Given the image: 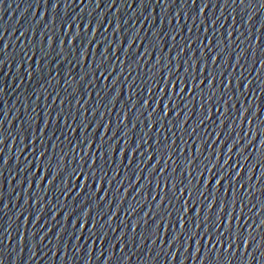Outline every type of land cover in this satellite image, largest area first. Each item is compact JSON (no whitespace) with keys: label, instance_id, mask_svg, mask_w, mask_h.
Wrapping results in <instances>:
<instances>
[{"label":"water","instance_id":"95a60500","mask_svg":"<svg viewBox=\"0 0 264 264\" xmlns=\"http://www.w3.org/2000/svg\"><path fill=\"white\" fill-rule=\"evenodd\" d=\"M108 2L110 3L111 0ZM51 3L52 0H49V5H46L43 0H0V46L4 43L9 45L6 53L9 60L0 68V88L3 89V93L0 94V136L4 140L3 144H0V196H2L0 240L4 241L0 244V260L3 264H215L214 260L208 259L206 253L203 255V246L194 260L195 248L189 246L188 251L185 252L183 236L173 243L171 235L174 233L170 226L167 230L161 229V233L154 237L155 243L148 238V233L142 227L146 219L151 227V213L148 217H144L145 212L150 208L156 212L160 210L154 207L156 201L152 199L153 196H156L157 200L160 199V196H157L160 189L155 187L157 178L152 174V166H159L155 165L156 160H160L162 154L166 156L172 149L157 143L154 148L160 149V152H155L153 159L148 161L149 153H153L155 149L149 147L148 152H145L142 147L137 153H130L133 163L128 168H126L129 164L128 154L126 153L123 157V153H119L121 148L127 150L129 144L134 147L135 143L143 144V139H148V144L152 145L157 139L156 128L150 131L146 120L147 112L155 106L154 100L147 111H143L139 103L135 107L132 106L134 101L140 99V96L151 99L148 93L149 85L154 98L155 95L163 97V93H156L157 86L153 83L154 80H160L161 76V65L155 62L157 57L164 60L176 57L172 61L173 64H179L184 59L190 65H195L199 60L202 68L215 73V89L204 88L201 84L200 87L204 88L203 93L189 80V88L196 93L195 100L192 99L191 93L187 95L181 93L188 107L181 111L179 116L170 113L169 110L173 103L179 106L181 101L175 95H172L171 101L163 97V103L168 105L164 111L169 112V117L161 121L164 127L160 128L159 138L163 143V136L167 134L168 143L171 139L176 141L175 148L183 153V155L177 154L178 162L183 161L184 156H195L204 164L215 163L217 156L220 158V164L224 160H229L227 167L238 168L242 178H245L244 181L241 180L245 184L243 189L237 184L238 192H248L247 176L252 175L250 196L244 197L245 201L250 203L244 208L243 213H240L239 197H237V211L234 215L243 216L240 220L242 224L244 219H247L248 224L244 227L253 233V244L246 252L242 249L234 250L232 259L226 260L225 264H264V257L260 254L264 248L253 252L254 245L264 237V224L258 227L264 219V207L261 204L264 202V143H261L264 140V93H260V88L264 87V65L259 64L262 55L259 49L260 45L264 47V36L261 37L260 43H256V48L253 50L252 41L247 39L250 35L253 40L255 39L256 29L264 21V9L260 8L259 0H251L252 6L244 8L240 6L239 0H236L235 4L232 0H228L227 6L224 5L223 0H212L204 11V18L216 19L215 28L218 31L215 35H213V25L209 24L205 32L201 17H193V12L187 6H183L184 9L180 8L182 0H176L175 5L156 4L155 0L151 3L147 0H144V3H141V0H116V5L111 9L107 8V3H101L100 8H96L95 3L88 4V0H83V3L81 0H75L70 7L66 8L63 7L64 0H61V8L57 9L52 8ZM245 3L247 5L248 0H245ZM199 7L200 0H197V9ZM178 12L180 24L176 25L175 18ZM185 12L188 13L186 23ZM249 17H251L250 21ZM70 18L75 21V24L68 29L67 35H64L65 29L60 25ZM101 21L104 23L100 27ZM169 21H172V24ZM245 21L248 23L246 24ZM76 25H80V28ZM84 29L88 30V35L93 34L95 40L91 45L80 44L72 39L75 32H83ZM177 30L180 34L176 35V40H172L171 36L176 34ZM230 30L233 33L231 41L220 44V48H223L225 43H232L230 62L227 63L228 57L225 56L224 61L222 57L217 60L216 66L210 62L205 65L202 53L206 54V49L200 41L203 40L204 44H208L209 41L204 37L209 36L215 43L222 33L226 37ZM53 34H56L57 39L48 57L51 63L44 68V72L51 68V76L55 78L51 84L47 83V78H41L37 82L36 76L28 80L29 71L35 70V61L40 59L41 36L43 35L46 44L48 36ZM135 36L137 38L133 41ZM238 36L239 39H237ZM59 38L65 40L64 55L67 56V60L58 55ZM68 39L71 40L69 48L75 47V57L69 54ZM185 40H188L191 48H184L181 56H177V51L179 47L184 46ZM22 47L28 49V55L31 57L28 63L20 62ZM106 47H109L107 56L115 71L107 81H99V79L94 81V85L89 87L91 95H88L84 93V85L79 84L80 76L84 72L92 71V68L86 66L87 63L92 62L93 66L100 63L103 59L101 53L105 52ZM81 48L88 56L83 66L76 63ZM146 48L148 54L144 55ZM113 50L117 52L116 56L112 55ZM32 51L37 53L36 56H32ZM241 51H244V56L240 64H235V56ZM251 51H254L255 55H251ZM117 57L124 63L121 64ZM253 60L256 62L253 63ZM128 65H131V68ZM43 66L41 62V67ZM121 69H123L122 74ZM220 73H224V76L221 77ZM179 74L188 75L183 68L180 69ZM73 76L76 77V81H73L72 88L65 81L72 80ZM116 76L117 84L112 90H108L105 86L110 84ZM166 79L170 80L172 76L169 74ZM199 79L202 78H198L197 83ZM221 79L225 82L232 80V84L227 89H223L219 83ZM133 81L135 84L131 88L129 85ZM145 81L147 84L144 83ZM245 84L248 85L249 91L244 89ZM160 86L164 87V84L161 83ZM78 87L83 98L78 92L76 98L69 95ZM180 87L183 88L184 85L181 84ZM239 88L240 90L237 91ZM101 89L104 90L101 91ZM141 89L144 93H140ZM166 90L174 93L177 89L174 85H168ZM97 91H100V97H97ZM211 91H215L216 97L201 108V97L206 99ZM57 92L60 93L59 97L56 95ZM222 92L225 93L223 99L227 101V105L221 101L220 112L217 113L212 105L221 97ZM253 92L257 95L253 96ZM61 99L64 100L63 104ZM77 99L80 100V104H76ZM249 104L258 113L257 115H252L251 111H244ZM82 105L87 109L83 117L76 113ZM60 107H63L65 112L73 111L77 116V123L83 120L81 129H85L87 124L88 128L83 131L77 129L76 132L65 131L62 134V121L58 122L55 119ZM155 107L157 114L162 115L160 105L157 104ZM94 108L96 112L93 116L91 113ZM207 109H211L207 113L210 118L200 124ZM241 111H244V119H239ZM124 113H127L128 117L126 124L121 125V131H127V136H121L118 133L112 137L115 125ZM109 122L111 125L107 132L103 125ZM175 122H181V126H175ZM73 127L75 128L76 125L74 124ZM169 127L176 133L175 136L172 137V132H168ZM192 128H195L196 132L190 138L189 132ZM79 136L81 138L88 136L90 142L94 139L92 146H86L84 149L90 155L95 153L96 146L103 142V148L110 157L109 163L112 164V160H115L111 167L105 166L108 171L106 180H110L111 183L97 181L95 187L91 178L83 180L71 178L69 188L72 190L65 192L60 177H57L53 185L48 183V180L56 174L58 168L63 169L64 162H71L73 156L78 159L83 155L81 149L84 146L81 145L80 149ZM225 137H227L226 141ZM69 140L72 143H69ZM116 141L119 143L116 144ZM233 144H236V148L228 153L227 148ZM73 145H77L76 152L70 151ZM109 145L116 147L115 156L108 151ZM245 145L247 147L238 153L239 148ZM41 151L44 152V156H39ZM4 159L8 160L6 166H3ZM145 161L147 163H144ZM44 163L50 165L48 175ZM137 164L139 167L136 166ZM71 166L75 167L74 161ZM162 166L161 161L160 167ZM175 167L176 165L169 161L165 174H172L178 179L179 169L176 173H172ZM141 168H143L142 171ZM70 170L69 168L68 172ZM183 171L187 176L189 171L187 165L184 166ZM100 175L101 173L97 172V176ZM195 175L193 173V183H195ZM138 176L141 178L137 179ZM163 178V176L159 177L161 185H163ZM69 179L66 172L65 183ZM201 179L203 181L201 190L205 192L202 199L205 200L206 207L211 199L207 193L208 188L215 189L219 185L212 181L211 175L206 170L204 178ZM121 180L122 185H120ZM132 181L135 186L131 188L129 184ZM187 183L188 181L185 180V184ZM80 184H82L81 187H79ZM100 188H102L101 191H99ZM164 192H168V189L165 188ZM160 195L162 196L163 192H160ZM171 195V192H168L165 203ZM185 196L187 198V193ZM228 196H232L231 190ZM98 197L103 198L99 203ZM121 197H123L122 200ZM217 199H220L219 194ZM173 203L175 207H180L176 201ZM5 204L7 208H4ZM129 205H131L132 214L128 211ZM189 207H195L197 214L185 213L186 219L191 216L193 221L204 220L205 214L200 211L198 195L194 202H189ZM73 209L76 211L67 220L65 216ZM228 209L232 210L231 204ZM216 210L214 207L213 215ZM84 211L86 213L91 211L89 220L95 219L92 223L96 222V228L91 229L90 223H85L83 231H80L79 225L73 228V223ZM113 212L117 215L112 218L111 223H108V218ZM220 214L223 215V212ZM38 215L39 221L36 220ZM175 216L176 213L173 211L172 219ZM25 220H27L26 226ZM81 220L86 221L87 216L82 215ZM232 223L236 224L235 221ZM132 226L136 227L134 234L131 231ZM197 230L193 227V231ZM33 232H35L34 237L31 235ZM142 234L143 244H141ZM103 235H105L103 240L98 238ZM122 235L123 239H118ZM21 236L24 237L23 243L20 242ZM250 254L251 261L248 260ZM173 255L176 257L175 260L171 259Z\"/></svg>","mask_w":264,"mask_h":264},{"label":"snow or ice","instance_id":"6c2138e0","mask_svg":"<svg viewBox=\"0 0 264 264\" xmlns=\"http://www.w3.org/2000/svg\"><path fill=\"white\" fill-rule=\"evenodd\" d=\"M43 2L46 5H49V0H43ZM74 2L75 0H64L63 7L64 8L70 7L71 4ZM147 2L151 3L152 0H147ZM81 3H83V0H81ZM93 3H95L96 8H100L101 3H107V8L111 9L112 7L116 5V0H111L110 3L108 2V0H88V4H93ZM141 3H144V0H141ZM155 3L156 4L163 3V5L165 4L175 5L176 0H171L170 3H169V0H155ZM210 3H212V0H200V7L199 9H197V0H190V2L189 0H182V3L180 4V8L184 9L183 6H187L193 12V17H197V16L201 17L202 18L201 23L205 25V29H204L205 32H207V27L209 24L213 25V30H214L213 35H215V32L218 31L215 28L216 19L212 20L209 17L206 20L204 18V11L205 9L209 7ZM223 3L224 5L227 6L228 0H223ZM232 3L235 4L236 0H232ZM239 3L242 8L252 6L251 0H248L247 5L245 3V0H239ZM259 5L261 9H264V0H259ZM51 7L54 9L61 8V0H52ZM187 15L188 13L185 12L184 13L185 23L187 20ZM179 16H180V13L178 12L177 17L175 18L176 25L180 24L179 19H178ZM248 20L250 21L251 17H249ZM233 22H235V18H233ZM103 23H104L103 21L100 22V27ZM161 23H163V20H161ZM169 23L172 24V21H169ZM245 23L247 24L248 21H245ZM73 24H75V21L72 18H70L68 21H64L63 23H61L60 26L65 29L64 35H67L68 29H71ZM76 27L80 28V25H76ZM262 29H264V21H262L260 26L256 29V35H255L254 40L252 39L251 35L247 37L248 40L252 41V44H251L252 50L256 48V43L257 42L260 43L261 37L264 36V31H262ZM249 32H251L250 28H249ZM177 34H180L179 30L176 31V34L171 36V39L176 40ZM21 35H24V33H21ZM240 35H243V33H240ZM232 36H233V33L231 30L228 31L226 37L222 33L221 36L215 41V43L209 36H205L204 38L209 41L208 44H204L203 40L200 41V44L204 47V49H206V54L202 53V55L204 56L203 63L207 65L210 62L212 65L216 66L217 60L222 57L224 61L225 56L228 57L227 63H229L230 60L232 59V55H231L232 43H225L223 48H220V44L223 43L224 41H231ZM136 38L137 36L133 37V41H135ZM181 38L183 39V37ZM56 39H57L56 34L50 35L48 36L46 44H45L44 37L43 35L41 36L40 44H39L40 59L35 61L36 63L35 70L29 71L28 76H27L28 80H32V78L36 76L37 82H39V79L41 78L42 79L47 78V83L48 84L52 83V80L55 77L51 76V71H52L51 68H48L47 72H44V68L47 67L51 63V61L48 60V57L51 55V49ZM72 39H75L80 44L87 43L88 45H91L93 40H95L93 38V34L91 33V35H88V30H85V29L83 30V32L81 31L75 32V34L72 35ZM237 39H239V36L237 37ZM70 44H71V40L68 39L67 40L68 48ZM8 47H9L8 43H4L2 46H0V68H2L9 60V57L6 54ZM109 47H106L105 52L101 53V56L103 57V59L100 61V63L95 64V66H93L92 62L87 63L86 66L88 68H92V71L90 73L84 72V74L80 76L79 84L84 85V93H87L88 95H91V92L89 91V87L94 85V81H97L98 79L99 81L100 80L107 81L108 77H111L113 75V72L115 71L114 66L111 63H109L110 58L107 56ZM64 48H65V40L59 38L60 51L58 55H60L61 57L63 56L64 59L67 60L68 59L67 56L64 55ZM184 48H189V49L191 48V44L188 42V40H185L183 47H179V50L177 51L176 55L181 56V53H183ZM259 50L262 53L259 59V64L264 65V47H261L260 45ZM116 53L117 52L113 50L112 55L116 56ZM213 53H215V55H213ZM36 54L37 53L35 51H32V56H36ZM69 54L75 57L76 55L75 47L69 48ZM147 54H148V51L146 48L144 55H147ZM78 55H79V59L76 60L77 65L79 66L85 65L88 60V56L85 55V50L81 48ZM251 55H255V52L251 51ZM243 56H244V51H241L240 53H238L235 56V64H240V60ZM30 59L31 57H29L28 55V49L26 47H22L20 62L28 63V60ZM117 59L120 60L121 64L124 63V61H122L119 57H117ZM174 59H176V57H170L166 60L157 57L155 62L161 65V69H160L161 76H160V80H154L153 83H155L157 86L156 93H163V97L168 98L169 101H171L172 95H175L181 101V105L178 106L173 103L171 109L169 110L170 113L179 116L180 112L184 111L188 107L187 102L184 100V95H182L181 93H184L185 95L191 93L192 99L195 100L196 93L193 92L191 88H189V80H191L192 84H194L195 87L199 89L201 93H203L204 88L215 89L216 85L214 81H216V75L213 71L208 70L207 68H202L199 60H197L195 65H190L188 61L184 59L181 60L179 64H173L172 61ZM41 62H43V65H44L43 67H41ZM255 62L256 60H253V63ZM137 63H139V61H137ZM128 67L131 68V65H128ZM181 68H183L184 72L188 74L187 76H181L179 74ZM109 69H112V71H109ZM122 73H123V69H121V74ZM97 74L99 75L97 76ZM169 74L172 76V79L170 80L166 79V76ZM129 75H131V72H129ZM220 75L221 77H223L224 73H220ZM198 78H202V79H199V83H197ZM125 79H127V77H125ZM236 79H240V77H236ZM73 81H76L75 76H73L72 80L66 79L65 82L66 84H68L69 86L73 88ZM80 81H83V83H80ZM117 81H118V77L116 76L111 80V83L107 84L105 87L108 90H112L117 84ZM144 83L147 84L146 81ZM161 83L164 84V87L160 86ZM219 83L223 89H227L229 85L232 84V80H228L227 82H225L224 79H221ZM249 83H251V81H249ZM133 84H135V81H133L132 84L129 85V87L132 88ZM181 84L184 85L183 88L180 87ZM201 84L204 85V88L200 87ZM168 85H174L177 90L174 93L171 92L170 90H166ZM244 89H248L247 84L244 85ZM103 90L104 89H101V91ZM239 90L240 88L237 89V91ZM65 91L67 92V88L65 89ZM77 92L79 93L80 97L83 98V94L80 92L79 87L75 89L73 92H70L69 95L76 98ZM2 93H3V89L0 88V94ZM140 93H144V90L141 89ZM148 93L151 96L150 100L142 98L140 96V99L138 101H134L132 106L135 107L136 104L139 103L141 106V109L143 111H147L150 103L153 102V100H154L155 106L157 104L160 105L162 115L157 114L156 107L154 106L152 107L151 111L147 112V116H146L147 127L150 129V131H152L153 128H156L155 135L157 136V139L153 141L152 145L148 144V139H143V144L135 143L134 147H131L129 144V147L127 150H125L124 148H121L119 149V153H123V157H125L126 153L128 154L129 164H127L126 166V168H128L129 165L133 163V159L130 153H137L142 147L144 148L145 152H148L149 147H152L153 149H155L153 153H149L147 157L148 161H151L153 159L155 152H160V149L154 148V145L157 143H161L162 146L172 149V151H170L166 156L162 154L160 157V160H156L155 165H159V166H152V174L154 177L157 178V183L155 187L160 189V192H163V195L161 196L160 192L157 193V196H160L159 200H157L156 196H153L152 198L153 201H156L154 207L160 210L156 212V211H153L152 208H150L149 211L145 212L144 217H148L149 213H151V227H149L148 219L144 220V224L142 225V227L144 228V231L148 233V238L152 239V242L155 243L154 237H157L158 234L161 233V229L167 230L170 226L172 229V232L174 233V235H171V240L173 243H175L176 241H179L181 237L183 236L185 252L188 251L189 246H194L195 248V251L193 253L194 260L197 258V254L201 252V247L203 246L204 248L203 255L206 253L210 261L214 260L215 264H225L226 260L230 261L232 259V256L235 254L234 250L242 249L243 251L246 252L249 246L253 244V239H254L253 233L251 231H248L247 228L244 227V225L248 224L247 219H244V223L242 224L240 223V220L243 219V216L234 215V213H236L237 211V207H236L237 197H239L240 213H243L244 208L247 207L250 203V201L246 202L244 197L250 196L251 188H252L250 182L252 180V175L247 176L248 185H249L248 192H238L237 184H239L240 188L243 189L245 187V184L241 182V180L243 179L244 181L245 178H242V175H240L239 171L237 170L238 168L227 167L229 164V160H224L223 163L220 164V158L217 156L215 158L216 160L215 163L210 162V164H204L202 160H198V158L195 156H191V157L184 156L183 161L178 162L177 154L179 153L180 155H183V153L181 152L180 149L177 150L175 148L176 141L174 139H171V142L168 143L169 137L167 134L163 136V143L161 142L159 138L160 128L164 127L161 121L169 117V112L164 111L165 108H168V105L163 103V97H158L157 95H155V98L153 97V92L151 90L150 85L148 86ZM260 93H264V87L260 88ZM133 94L135 93L133 92ZM252 94L253 96L257 95L255 92H253ZM56 95L57 97H59L60 93L57 92ZM96 95L97 97H100V91H97ZM224 95L225 93L222 92L221 97L218 100H215V102L212 105V107H215V111L217 113L220 112V108H221L220 102L221 101H223V103L227 105V101L223 99ZM215 97H216L215 91H211L206 99L202 96L200 107L203 108L204 104H207L209 101H213ZM37 99H39V97H37ZM63 103H64V100L61 99V104ZM76 104H80L79 99L76 100ZM178 107H179V111H177ZM241 107L243 108V106ZM258 108L260 111L259 105H258ZM86 111L87 109L85 108V106L82 105L81 108L76 110V113H79V115L83 117L85 116ZM208 111H211V109L205 110L204 116L200 120V124H203L204 120L210 118L207 114ZM244 111L246 112L251 111L252 115L258 114L257 112L253 110V108L251 107V104H249L248 107L244 109ZM244 111L240 112L239 119L240 118L244 119L245 117ZM95 112H96V108L92 110L91 114L94 116ZM127 117H128V114L124 113V115L119 118V122L115 125V130L112 132V137H115L118 133L121 136H127V131H121V125L126 124ZM29 119H33V118L29 117ZM55 119L58 122L62 121V124H63V128L61 129L62 134L65 131L76 132L77 129H79L80 131H83V130H86V128H88L89 126L87 124L85 129H81L83 120H81L80 123H77L76 114L71 110L65 112L63 107H60V111L57 113ZM101 119H103V117H101ZM137 119H139V117H137ZM169 123H171L170 119H169ZM74 124L76 125L75 128L73 127ZM249 124H251V121H249ZM110 125H111V122H109V124H104L103 128L106 129V131L108 132ZM175 126L177 127L181 126V122H178V123L175 122ZM99 127L101 128V125H99ZM133 127H135V124H133ZM127 130L130 131L131 129H127ZM168 132H172V137L176 135V133L173 132V129L170 127L168 128ZM195 132H196V129L192 128V131L189 132V137L191 138L193 133ZM32 135H35V133H32ZM53 135H55V132H53ZM146 135L147 134L145 133V136ZM49 139H51V137H49ZM65 139L66 140L68 139L66 135H65ZM78 140H79L80 149H81V145L84 146L81 149V151L83 152V155L79 156L78 159L77 157L73 156L71 162H64L63 169L58 168L56 171V174L53 175L50 180H48V183L53 185L57 177H60L62 184H64L63 190L65 192H70L72 190L71 188H69V184L71 183V178H79L80 180L81 179L83 180L85 178H91L93 181V185L95 187H96L97 181H100L101 183L103 182L111 183L110 180H106V178L108 177V171L105 166L107 165L108 167H111L112 164L115 163V160H112V164L109 163L110 157L106 154V151L103 148V142L97 145L96 146L97 151L90 155L89 152H86L84 149L86 146L91 147L92 143H94V139L90 142L88 136H84L83 138L79 136ZM226 140H227V137H225V141ZM3 142L4 140L2 136H0V144H3ZM68 142L72 143L71 140H69ZM115 143L118 144L119 141H116ZM125 143H127V141ZM184 143H186V141H184ZM249 143H251V141H249ZM261 143H264V140H262ZM246 147H247L246 145L241 146L238 150V153L240 152L241 149L244 150ZM76 148H77V145H73L70 151L76 152ZM234 148H236V144H233L231 147H228L227 152L228 153L232 152ZM108 151L112 153V156H115L117 150H116V147H113V145H109ZM197 151H199V149H197ZM141 155H143V153H141ZM39 156H44V152L41 151ZM174 157L176 158L174 159ZM230 158L231 157H229V159ZM37 159H39V157ZM245 159H247V157H245ZM73 161L75 162V167L71 166ZM161 161L163 162L162 167H160ZM169 161H171L173 165H176V167L172 169V173H176L177 169H179L178 179L172 174H165L167 167L169 165ZM144 163H147V161H145ZM7 164H8V160L4 159L3 166H6ZM44 164H45V169L47 170V175H48V169L50 165L47 163H44ZM185 165H187L189 169L187 176H185L184 171H183ZM218 165H219V169L217 170ZM136 166L139 167V164H137ZM69 168L71 169L70 172H68ZM239 168H243V167H239ZM142 170L143 168H141V171ZM205 170L207 171V173L211 175L212 181L216 185H219V187L215 189H213L212 187L208 188L207 193L209 194L211 199L207 202L206 207H205V200L202 199V197H204L205 195V192L201 190V188L203 187V181L201 178H204ZM61 172H63V175H61ZM66 172L70 178L67 183H65L64 181V175ZM97 172H100L101 175L97 176ZM193 173L196 174L195 183H193ZM160 176L164 177L163 185H161L159 181ZM140 178H141L140 176L137 177V179H140ZM257 179H259V177H257ZM185 180L188 181L187 184H185ZM120 185H122V180L120 181ZM81 186L82 184L79 185V187ZM134 186L135 184L132 181V183L129 184V187L132 188ZM165 188H167L168 192H171L172 194L171 197L168 198L167 203H165V197L168 196V192H164ZM101 189L102 188H100L99 191H101ZM59 190L60 189H58V191ZM118 190H119V187H118ZM229 190H231L232 192L231 197L228 196ZM185 193H187V198L185 196ZM218 194L220 196V199H217ZM196 195H198L199 200H200V211L204 212L205 214L203 221H193L191 219V216H189L187 219L185 218V213L197 214V210L195 207H191V208L189 207V202L190 201L194 202ZM0 199H2V196H0ZM102 199H103L102 197H98V203ZM122 199L123 197H121V200ZM173 201H176L177 203H179L180 207L179 208L175 207V204L173 203ZM49 203H51V201H49ZM229 204L232 205L231 211H229L228 209ZM261 204H262V207H264V202H261ZM214 207L217 209L215 212V215L212 214V210ZM252 207H255V205H252ZM4 208H7V204L4 205ZM130 209H131V205H129L128 211L130 212V214H132ZM75 211L76 209H73L72 212H69L65 216V218L68 220L69 217H71ZM173 211H175L176 213V216L174 219H172ZM249 211H251V209H249ZM221 212H223V215L220 214ZM90 213L91 211H88L87 213L84 211L81 214V216L82 215L87 216L86 221L81 220V216L77 217V219L72 225L73 228H76L77 225H79L80 231H83L85 227V223H88V224L90 223L91 229L96 228V222L94 224L92 223V221L95 219L91 221L89 220ZM116 215L117 213L113 212L108 218V223H111L112 218ZM39 219L40 217L38 215L36 217V220L39 221ZM232 221H235L236 224L233 225ZM26 224H27V220H25V226ZM262 224H264V219L261 220L258 227H260ZM193 227L198 230L193 231ZM131 231L134 234L136 232V227L132 226ZM31 235L34 237L35 232H33ZM105 235L99 236L98 238L103 240ZM23 239L24 237L21 236V239H20L21 243H23ZM118 239H123V235L121 237H118ZM3 243L4 241L0 240V244H3ZM141 244H143V234L141 237ZM197 245L199 246L197 247ZM262 248H264V237H262L261 241L257 242L254 245L253 252L259 249H262ZM221 249L223 251H221ZM260 254L262 257H264V251H261ZM110 256L111 255H109V257ZM175 258H176L175 255L171 257V259L173 260H175ZM248 260L250 261L252 260L251 254L249 255ZM0 264H3L2 260H0Z\"/></svg>","mask_w":264,"mask_h":264}]
</instances>
